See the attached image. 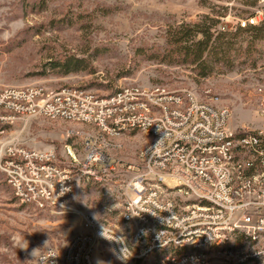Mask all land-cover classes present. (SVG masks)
<instances>
[{"label":"built area","instance_id":"2783aa9c","mask_svg":"<svg viewBox=\"0 0 264 264\" xmlns=\"http://www.w3.org/2000/svg\"><path fill=\"white\" fill-rule=\"evenodd\" d=\"M259 15L239 24L257 25ZM39 115L88 127L67 134L81 140V159L72 144L64 159L54 148L0 144V171L14 196L41 210H71L79 178L110 181L124 140L138 134L144 145L125 165L122 226L81 213L82 232L34 264L49 256V264H96L102 245L121 264H264V127L232 128L229 107L165 85L108 95L74 85L0 86V134Z\"/></svg>","mask_w":264,"mask_h":264},{"label":"rangeland","instance_id":"374dc122","mask_svg":"<svg viewBox=\"0 0 264 264\" xmlns=\"http://www.w3.org/2000/svg\"><path fill=\"white\" fill-rule=\"evenodd\" d=\"M254 1L0 0V86L74 85L108 95L128 85H165L193 90L200 99L229 107L232 128L264 127V42L249 59L240 58L233 67H221L207 77L193 66L163 58L170 31L195 23L204 14L215 19L224 15L216 26L220 30H235L241 19L257 12L260 24L264 0L251 6ZM70 55L91 56L90 66L67 75L51 68V61ZM71 130L88 127L39 115L0 134V144L14 141L29 149L54 148L63 159L72 144L81 159L85 151L80 139L67 137ZM143 145L138 134L124 140L116 152L122 163L110 181L98 184L79 178L69 211L22 204L0 176V264H34L47 248L63 250L83 230L81 213L122 226V185L130 176L125 165L136 162ZM164 184L173 188L176 180L166 177ZM95 263L121 264L108 245L97 249Z\"/></svg>","mask_w":264,"mask_h":264},{"label":"trees","instance_id":"16d2710c","mask_svg":"<svg viewBox=\"0 0 264 264\" xmlns=\"http://www.w3.org/2000/svg\"><path fill=\"white\" fill-rule=\"evenodd\" d=\"M257 2L255 0L250 5ZM222 17L224 15H218L215 19L214 15L204 14L195 23H183L171 30L163 58L193 66L201 77L210 76L221 67L231 68L240 58L249 59L257 46L264 42V19L260 24L246 27L238 24L235 30L228 31L216 27ZM90 62L91 56L70 55L51 61L50 65L60 74L67 75L87 70ZM0 176L7 183L1 171Z\"/></svg>","mask_w":264,"mask_h":264},{"label":"clouds","instance_id":"9594fccd","mask_svg":"<svg viewBox=\"0 0 264 264\" xmlns=\"http://www.w3.org/2000/svg\"><path fill=\"white\" fill-rule=\"evenodd\" d=\"M38 250H40V249L34 250L33 254H34L35 252H37ZM33 256H34V255H33ZM50 257H54V256H49V257H48V264H49V258H50Z\"/></svg>","mask_w":264,"mask_h":264}]
</instances>
